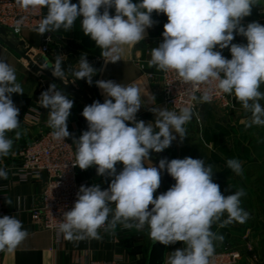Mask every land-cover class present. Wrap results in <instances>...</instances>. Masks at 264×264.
<instances>
[{"label": "clouds", "instance_id": "obj_1", "mask_svg": "<svg viewBox=\"0 0 264 264\" xmlns=\"http://www.w3.org/2000/svg\"><path fill=\"white\" fill-rule=\"evenodd\" d=\"M16 4L25 11L47 9L34 28L40 36L61 28L68 31L81 18L84 35L101 49L105 64L120 61L124 45L143 41L146 30L156 23L153 12L163 13L167 16L163 40L151 49L149 66L165 73L172 71L182 82L196 87L215 82L219 92L233 95L251 113L247 127L264 126V106L260 103L264 100V92L260 91L264 84V25L256 21L246 26L242 23L251 15L252 7L260 4L258 0H79L78 4L71 0H16ZM110 9H115V15ZM25 19L16 21L17 32ZM234 33L246 38L247 43H233ZM217 47L219 50H215ZM226 48L231 59L222 54ZM40 67L50 69L65 84L66 73H70L75 78L73 83L86 80L90 86L99 71L89 63L86 53H81L76 67L65 69L61 55L54 63L44 62ZM95 85L105 99L84 107L81 115L88 127L78 138L67 126L74 106L72 98L52 83L38 100L40 107L49 110L50 135L62 141L72 137V166L81 170L95 166L98 176L110 179L103 190L99 183L79 187L71 209H61L58 234L67 241L101 240V228L111 232L119 224L142 231L147 226L154 242L165 246L183 242L184 246L172 251L164 264H210L214 242L223 241L221 234L211 231L212 224L226 226L249 219L250 214L241 207L244 190L223 195L213 181V166L204 159L162 158L158 166L150 160V151H164L177 135L183 141L187 136L184 125L191 121L193 108L183 107L177 113L154 106L148 110L154 114L155 123H146L137 120V113L148 103L154 105V95L148 91L142 94L135 84L124 86L112 80H96ZM13 94L23 95L24 89L17 82L15 68L0 58V157H7L13 147L14 140L6 133L14 131L15 139L22 134L18 130L20 109ZM211 99L209 90L199 97L191 96L195 102ZM118 163L123 165L119 171ZM226 167L242 174L237 159H228ZM165 170L175 183L154 197ZM7 177V171L0 168V178ZM225 213L227 218L222 219ZM27 236L28 231L15 215L0 218V251H12Z\"/></svg>", "mask_w": 264, "mask_h": 264}, {"label": "crops", "instance_id": "obj_2", "mask_svg": "<svg viewBox=\"0 0 264 264\" xmlns=\"http://www.w3.org/2000/svg\"><path fill=\"white\" fill-rule=\"evenodd\" d=\"M71 2L78 4L79 0ZM133 2L138 3L139 0ZM258 2L261 5H254L251 15L242 21L245 26L253 21L264 25V0ZM43 9L45 16L47 9ZM110 14L115 15V9H110ZM152 19L156 23L146 30L147 35L143 41L135 45H124L122 59L114 64H105L100 55L101 49L84 35L81 18L78 17L70 30L65 31L61 28L57 32H50L53 36L50 44L51 62L54 63L55 57L61 55L65 69L69 65L76 67L81 53H86L89 63L99 71L93 77L91 86L86 80H76L74 84L93 100H99L101 103L105 97L95 85L96 80H112L124 86L135 84L141 88L142 94L148 91L155 96L154 105L148 103L142 106L137 113V120L154 124L155 117L149 108L155 106L172 111L173 109L164 101L163 71L150 67L148 63L151 59V49L157 47L163 40L162 33L167 16L153 12ZM46 34L48 33L40 36L34 30H26L21 36L15 37L25 42L24 50L28 54L38 55ZM233 43L246 44L247 41L246 38L235 35ZM215 50H219L218 47ZM221 51L226 58L231 59L229 49ZM0 58L15 68L17 82L24 89L23 95L13 94L12 97L20 109L18 130L22 134L19 139H15L14 131L6 133L14 143L9 155L0 157V168L8 173L7 179L0 181V186L5 188L3 191L5 215H15L28 231L27 238L15 249L10 252L0 251V264H83L111 259H118L121 264H146L150 238L147 226L142 231H137L135 228H124L118 224L111 232L99 230L101 240L87 239L76 242L67 241L62 234L58 236L55 232L43 229L33 222L32 212L40 204L46 174L41 173L36 179H22L19 175L22 161L18 153L44 133L52 131L48 126L49 110L38 104L40 94L47 90L51 83L41 77L39 68L34 67L1 41ZM66 75L72 80L75 79L70 73ZM260 91L264 92V84L261 85ZM71 98L69 96V99ZM72 99L74 106L70 110L67 126L68 131L78 138L88 127L87 121L81 115L86 105ZM142 99L147 101V97ZM260 103L264 106V100ZM250 117L251 113L246 112L235 97L232 109L228 111L218 105L202 102L191 121L184 125L187 136L181 142L177 135V139L163 152L170 154L173 159L185 157L204 159L206 164L213 166V181L219 184L221 193L225 196L240 189L244 190L241 207L250 214L249 219L245 223L233 221L226 226L214 222L211 231L223 236L222 242H214L215 250L230 246L240 251L249 264H264V126L247 127ZM128 123L131 126L130 122ZM69 139L73 142L72 137ZM228 159L240 161L243 170L241 175L226 167ZM151 162L158 166L152 160ZM122 167V163L117 164L118 171ZM77 179L79 186L99 183L102 190L110 183V179L106 180L97 175L95 166L87 170L80 169ZM165 191L167 182L162 176L161 187L154 193V197ZM7 200H10L11 204H8ZM149 207L151 208V205ZM226 218L225 213L222 219ZM183 246V242L168 245L166 259L172 251Z\"/></svg>", "mask_w": 264, "mask_h": 264}, {"label": "built area", "instance_id": "obj_3", "mask_svg": "<svg viewBox=\"0 0 264 264\" xmlns=\"http://www.w3.org/2000/svg\"><path fill=\"white\" fill-rule=\"evenodd\" d=\"M26 17L21 31L17 32L16 21ZM44 17V9H21L16 0H0V26L6 28L12 35L21 36L26 30H34ZM49 37V39H48ZM53 41L51 33L46 34L39 50L40 56L51 62L52 51L50 44ZM162 88L164 101L173 111L179 113L183 107H192L193 113L202 102L191 100V96H201L203 91L209 90L212 95L210 102L224 110L233 106L234 96L219 92L215 82L211 85L199 87L186 84L172 71L163 72ZM51 131L44 133L34 142L22 148L18 156L22 161L19 175L24 180L36 179L41 173L46 174V182L41 194L40 204L32 212L33 222L46 230L55 232L58 236V226L62 219L61 209L70 210L76 200L79 189L78 174L80 168L73 167L75 160V146L69 138L65 141L56 140L50 135ZM2 178H0V181ZM5 188L0 186V218L5 215L3 195ZM100 230H104L101 228ZM83 264H121L118 259L92 261ZM210 264H249L244 260L242 253L230 246L217 249L210 258Z\"/></svg>", "mask_w": 264, "mask_h": 264}, {"label": "water", "instance_id": "obj_4", "mask_svg": "<svg viewBox=\"0 0 264 264\" xmlns=\"http://www.w3.org/2000/svg\"><path fill=\"white\" fill-rule=\"evenodd\" d=\"M0 41L3 42L7 47H9L11 50L17 52L20 56L25 58L27 61L33 60L34 67L38 68L41 64L44 62H49L43 56L40 55H33L28 54L25 50V42L23 40H19L17 37L13 36L6 28L0 26ZM36 63V64H34ZM45 74L53 80L54 83L57 84L58 87H60L68 96L76 99L77 101L85 104L90 105L95 100L91 98L88 94H86L84 91H82L80 88H78L73 82L70 77L67 75L66 83L61 81L59 78H56L52 75V73L49 71V69L44 70ZM162 158H167L169 161L172 158V156L165 152H152L150 151V159L158 165L159 160ZM166 175V182H167V190L175 183L174 179L167 174L166 170L163 172ZM167 248L168 246L162 245L159 242H154L152 240L151 246L149 248L148 252V259L147 264H164L166 261V254H167Z\"/></svg>", "mask_w": 264, "mask_h": 264}, {"label": "rangeland", "instance_id": "obj_5", "mask_svg": "<svg viewBox=\"0 0 264 264\" xmlns=\"http://www.w3.org/2000/svg\"><path fill=\"white\" fill-rule=\"evenodd\" d=\"M30 64H33V60H31V61H28ZM34 64H36V63H34ZM34 66V65H33ZM37 67L39 68L38 70H39V73H40V75H41V77L42 78H44L47 82H50L51 84L52 83H54L53 82V80L51 79V78H49L46 74H45V72H44V70L45 69H42L40 66H38L37 65ZM49 71L51 72V70L49 69ZM52 73V72H51ZM56 84V83H55ZM58 88H60V87H58ZM61 89V88H60ZM162 176H164L165 178H166V175L164 174V173H162ZM151 243H152V240L149 238V240H148V246H147V252H146V254H147V257H146V264H147V259H148V252H149V248H150V246H151Z\"/></svg>", "mask_w": 264, "mask_h": 264}]
</instances>
